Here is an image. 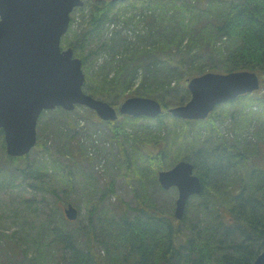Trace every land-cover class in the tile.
I'll return each mask as SVG.
<instances>
[{
	"label": "trees",
	"instance_id": "16d2710c",
	"mask_svg": "<svg viewBox=\"0 0 264 264\" xmlns=\"http://www.w3.org/2000/svg\"><path fill=\"white\" fill-rule=\"evenodd\" d=\"M75 11L82 20L74 29L71 16L61 45L72 47L81 59L83 91L115 107L133 94L153 97L163 108L156 125L164 116L172 118L168 107L189 100L186 80L193 76L239 70L264 74V0H90ZM123 29L133 37L122 34ZM101 53L109 58L93 73L88 61ZM231 102L205 119L172 118L181 125L175 123L168 144H159L151 129L137 130L153 118L124 115L120 122L105 121L111 138L125 141L114 163L138 183L137 203L118 199V205L106 208L115 194L113 179L106 181L89 201L79 229V208L76 220L64 214L67 204L74 205L68 193L76 174L70 166L38 142L42 152L32 163L26 156H7L0 128V175L19 173L34 192L56 198L48 222L25 239L28 247L7 249L8 264H251L264 250V167L250 165L249 157L259 142L264 148V123L252 133L257 146L243 136L248 128L233 138L222 134L217 123L233 118V111L222 108ZM181 159L193 163L202 191L189 198L178 220L171 210L155 206L146 189L158 186L157 171ZM15 238L0 233V241L16 243Z\"/></svg>",
	"mask_w": 264,
	"mask_h": 264
},
{
	"label": "water",
	"instance_id": "95a60500",
	"mask_svg": "<svg viewBox=\"0 0 264 264\" xmlns=\"http://www.w3.org/2000/svg\"><path fill=\"white\" fill-rule=\"evenodd\" d=\"M82 4V0H0V128L10 156H24L35 146L37 120L44 110L70 111L81 105L102 120H115L118 114L155 118L162 112L161 103L153 97L129 96L116 110L83 91L81 59L71 47L60 45L71 11ZM187 88L189 100L169 107L168 113L178 119H205L217 105L257 90L259 77L251 70L207 71L189 78ZM193 170L192 162L181 159L157 173L162 188H177L173 214L178 220L189 197L202 191ZM64 214L74 220L77 209L69 203ZM251 264H264V250Z\"/></svg>",
	"mask_w": 264,
	"mask_h": 264
},
{
	"label": "rangeland",
	"instance_id": "374dc122",
	"mask_svg": "<svg viewBox=\"0 0 264 264\" xmlns=\"http://www.w3.org/2000/svg\"><path fill=\"white\" fill-rule=\"evenodd\" d=\"M88 1L90 0H83V3L85 4ZM72 18L74 19L72 20V28L75 29L82 20L81 15L78 11H74ZM112 27L108 28L106 35L112 34ZM122 34L133 37L129 29H123ZM66 46L67 44L64 45V47ZM106 58L109 57L105 53H101L96 58H93L91 62L89 60L90 70L93 73L97 72L99 66L103 64ZM258 77L259 88L257 90L249 93L240 101H232L227 106H222V108L224 107L229 109L230 112H234L233 118L226 119L223 123H217L220 132L229 138H233L235 134H242L248 128L247 135L243 136L247 137V140H250L252 145L259 142L252 136V133L257 130L260 124L264 123V74L262 77ZM131 96L137 95L133 94ZM119 99L121 100V96L117 97L116 102ZM122 117V115H119L116 121L120 122ZM155 118L143 120L141 122L142 125L139 124L137 130L143 131L140 126L151 129L159 144H168L167 142L172 138L170 135L174 126H176L175 123L179 125L181 123L172 119L175 117L164 116L162 124L156 125ZM232 121L237 124L236 128L232 127ZM128 127L132 128L131 126ZM112 133L111 129L91 109L85 106H76L71 111H64L61 108L48 110L43 112L38 120L37 142L43 148H49L59 161L67 163L73 173L76 174V177H73L74 188L68 195L69 199L74 201L75 207L79 208L81 214V221L75 224L77 229L81 228L86 222L89 201L93 199L95 193L99 194L102 184L106 181L109 182L113 179L115 190L114 196L106 200V208L112 204L118 205V199L130 205H136L137 203H133V200L135 201L134 193L138 188V183L130 178L129 175H123L119 167L114 163V157H117L120 153V144L126 146L125 141L121 136L114 137V139L111 138ZM205 133L203 132V134ZM151 145L153 146V144ZM169 145L173 147V141ZM250 150L252 151V147H250ZM41 152L40 147L36 148L34 146L25 156L32 163L31 159L33 157L38 158L37 154ZM6 155L9 156L7 153ZM250 156V165L254 163V165L264 167V148L261 142H259L255 152H251ZM1 157L2 155H0ZM145 163L149 164L148 161ZM22 178L19 173H12V177H9L6 172L0 175V233L6 236L11 234L16 236V243L8 239L0 241V264H8L10 262V258L7 257V249L11 248V246L19 245L22 249L28 247L27 241L30 240V237L33 236L40 226L48 222L46 221L47 214L52 212L49 209V205L56 199L46 194L34 192L28 185L29 180L26 179L24 181ZM146 192L151 195L155 206L162 210H171L173 213L177 197L176 187L164 189L158 183V186H147ZM102 225L107 229L105 223H102ZM97 233L99 232L95 230L96 235ZM96 235L94 238L95 244H97ZM96 248H98V245H96ZM31 249L29 250L31 251ZM14 251L17 252L18 249L14 248Z\"/></svg>",
	"mask_w": 264,
	"mask_h": 264
},
{
	"label": "flooded vegetation",
	"instance_id": "af4514ba",
	"mask_svg": "<svg viewBox=\"0 0 264 264\" xmlns=\"http://www.w3.org/2000/svg\"><path fill=\"white\" fill-rule=\"evenodd\" d=\"M121 115H122V114H121ZM122 116H124V114H123Z\"/></svg>",
	"mask_w": 264,
	"mask_h": 264
}]
</instances>
